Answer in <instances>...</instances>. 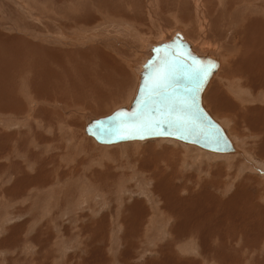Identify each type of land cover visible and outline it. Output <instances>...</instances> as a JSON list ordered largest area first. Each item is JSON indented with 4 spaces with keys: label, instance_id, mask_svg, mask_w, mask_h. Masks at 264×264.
<instances>
[{
    "label": "rangeland",
    "instance_id": "374dc122",
    "mask_svg": "<svg viewBox=\"0 0 264 264\" xmlns=\"http://www.w3.org/2000/svg\"><path fill=\"white\" fill-rule=\"evenodd\" d=\"M198 1L0 0V264H264V135L255 128V118L264 116L257 108L264 87L256 90L261 74L257 80L253 76L255 65L264 62L250 60L248 47L262 61L264 51L245 40L248 33L264 30V17L252 10L239 15L257 0H223V5L204 0L203 6L210 3L213 10L221 5L222 14L230 16L226 26L237 19L223 42L224 18L212 11L217 22L205 25ZM111 17L138 25L149 44L170 37L166 30L174 26L193 43L186 23H192L196 37L217 31L220 47L206 50L214 51L221 67L203 105L227 131L236 153H212L172 138L106 146L84 133L85 112L112 114L130 103L139 83L134 67L144 55L138 44L126 42L138 48L125 49L128 62L114 52L102 57L107 67L128 70L125 82L127 76L133 82L126 83L125 92H133L131 97L116 90L118 77L100 57L99 46L107 44L103 39L108 36L93 29ZM82 30L88 34H79ZM232 58L249 72L239 76ZM225 66L231 74L223 72ZM222 73L229 78L220 82L217 107L207 94ZM27 89L34 100L23 94ZM41 93L49 100L41 99ZM236 96L258 101L246 102L240 110L234 106ZM185 245L191 247L189 253Z\"/></svg>",
    "mask_w": 264,
    "mask_h": 264
},
{
    "label": "water",
    "instance_id": "95a60500",
    "mask_svg": "<svg viewBox=\"0 0 264 264\" xmlns=\"http://www.w3.org/2000/svg\"><path fill=\"white\" fill-rule=\"evenodd\" d=\"M219 67V59L199 54L177 31L170 40L152 46L131 106L92 119L87 135L103 145L172 138L214 153H233L224 127L202 99Z\"/></svg>",
    "mask_w": 264,
    "mask_h": 264
},
{
    "label": "bare ground",
    "instance_id": "6f19581e",
    "mask_svg": "<svg viewBox=\"0 0 264 264\" xmlns=\"http://www.w3.org/2000/svg\"><path fill=\"white\" fill-rule=\"evenodd\" d=\"M203 1L204 0H199L198 1V3H197V8L198 9H201V14H202V18H203V22L202 23H204V22H209V23H212V22H217V20L214 18V17H211L212 16V11H216V12H218L219 14H221V17H223L224 18V27H225V29H224V32H223V35L225 36V38H224V40H223V42H226V41H228V39H229V36H230V33H231V31L233 30V28H232V25H234L235 26V22H234V20H236L237 21V19H234L233 20V22H232V25H230L231 26V28H230V26H226V24H228V20H229V18H230V16H227V14H222L223 12H222V8H221V5H223V0H220L221 2H219V4H221L220 5V8H219V10H213V9H210V3H209V6L208 7H205V6H203ZM255 1V0H254ZM185 2V1H184ZM207 2V1H206ZM187 5V4H186ZM185 5V6H186ZM195 5H196V3H195ZM176 6V5H175ZM243 6V5H242ZM242 6H241V8H242ZM247 7H246V9L244 10V8H243V11H241L242 13L241 14H239L240 16H242L243 17V14L245 13V11H250V10H252L253 12L252 13H255L256 12V14L258 13V14H261L260 16H262V17H264V1L263 0H257V1H255V3H248L247 5H246ZM158 7V6H157ZM215 7V6H214ZM244 7V6H243ZM149 8H151V7H149ZM148 8V9H149ZM156 8V7H155ZM181 8V7H180ZM224 8V7H223ZM240 8V9H241ZM153 9V8H152ZM157 10H158V8H157ZM182 10V9H181ZM263 11V13H262V11ZM223 11H224V9H223ZM150 12V11H149ZM155 12V11H154ZM187 12V11H186ZM158 13V12H157ZM196 13H198L197 12V10H196ZM195 13V14H196ZM200 13V12H199ZM211 13V14H210ZM229 13V15H231L232 14V12H228ZM144 14V13H143ZM153 14V13H152ZM189 14H191V13H189ZM194 14V15H195ZM258 14L257 15H255V16H258ZM107 15V14H106ZM151 15V14H150ZM246 15V14H245ZM248 15V14H247ZM164 16V15H163ZM162 16V17H163ZM197 16H200V15H197ZM126 17V16H125ZM149 17V16H148ZM191 17V16H190ZM195 17H196V15H195ZM108 18V17H107ZM128 18H130L131 19V16L129 17L128 16ZM152 18V17H151ZM161 18V17H160ZM159 18V19H160ZM201 18V17H200ZM199 18V19H200ZM222 18V19H223ZM106 19V18H105ZM120 19V21H122L121 20V17L119 18ZM119 19H118V21H116L117 19H115V20H113L112 19V17H111V19L109 18L108 20H102V23H98V25H96L97 27H95V29H93L94 30V32H95V34H98V33H101L102 35H101V37H104L105 35L106 36H108V38H107V40H105V39H103L104 41H106L107 42V44H100V46H99V48L101 47L102 48V55L100 56L101 57V59H103L106 55H104V52H107V53H109V54H111L110 52H114V55L115 56H117V57H119V58H121L122 60H124V61H126V62H128V61H130L129 59H127L126 58V56L129 54V53H125V49L127 48V49H138V48H136V47H134L133 45H131L130 47L127 45V41L129 40L130 42H132V43H136V44H138L139 45V47L140 48H143L142 49V53H143V57L141 58V60H140V62H139V64L137 65V66H135L134 68H135V72H136V74L138 75V77H139V83H140V73H141V67H142V65H143V63L145 62V60L147 59V57L150 55V51H151V48H152V46L153 45H157V44H160V43H162V42H165V41H167V40H170L174 35H175V33L177 32V29L175 28V27H177V26H174V27H172V28H167V30H166V32L168 31V30H171V35H170V37H167V38H165L164 40H162V41H158L156 44H149L148 43V36H144V34L140 31V33H139V30L138 29H136L137 28V26L138 25H136V24H133V22L131 23L130 22V24H132V25H129L128 24V22H125V20H123L122 22H119ZM124 19V18H123ZM126 19V18H125ZM143 19V18H142ZM149 19V18H148ZM147 19V20H148ZM185 19V18H184ZM194 19H196V18H194ZM221 19V20H222ZM127 20H129V19H127ZM132 20V19H131ZM156 20V19H155ZM165 20H167V19H165ZM180 20V19H179ZM178 20V21H179ZM255 20V19H254ZM257 20V19H256ZM260 20H261V18H260ZM93 21V20H92ZM107 22L106 24H104V22ZM149 21V20H148ZM151 21H153L152 19H151ZM158 21V20H157ZM194 21V20H193ZM262 21L263 20H261V21H258V22H260V23H262ZM91 22V21H90ZM90 22H88V23H90ZM117 22V23H116ZM155 22V21H154ZM166 22V21H165ZM171 22V21H170ZM177 22V21H176ZM181 22V21H180ZM180 22H178L179 24H180ZM191 22V21H190ZM196 22V21H195ZM194 22V23H195ZM231 22V21H230ZM229 22V23H230ZM93 23H94V21H93ZM150 23V22H149ZM197 23V22H196ZM195 23V24H196ZM209 23H204L205 25H207V24H209ZM226 23V24H225ZM252 23H257V22H255V21H252ZM188 26H189V29L188 28H186L185 29V31L186 32H189V33H186V35H190V37H192V36H194V37H192L193 38V43H195V45L196 46H198L200 49L202 48L203 50H199V49H197V48H195V45L190 41V40H188L186 37V39L189 41V42H191L192 43V45H193V47L195 48V50L199 53V54H201V55H211L213 58H215V59H219L217 56H215L214 55V53H212L210 50H206V49H209V48H213V47H220V46H218L217 45V43L218 42H216V36H215V33H217V31H214V29H210V30H212L211 32H210V34H209V32H208V30L204 33V35H203V37H196L192 32H191V30L193 29L192 27L190 28V26H193L192 25V23L189 25L188 23H186ZM194 24V25H195ZM231 24V23H230ZM258 24V23H257ZM264 24V23H263ZM165 25H166V23H165ZM178 25V24H177ZM162 26V25H161ZM160 26V27H161ZM167 26V25H166ZM197 26V25H196ZM199 26H201V25H199ZM198 26V27H199ZM250 27L252 26V24H250L249 25ZM139 27V26H138ZM154 27V26H153ZM155 28V27H154ZM164 28V27H163ZM175 28V29H174ZM197 28V27H196ZM164 29H166V28H164ZM254 29V28H253ZM258 29V28H257ZM89 30H91V29H89ZM93 30H91V32H93ZM146 30V29H145ZM247 30V29H246ZM79 31V30H78ZM83 31V30H82ZM162 31V30H161ZM202 31V29L200 28V32ZM223 31V30H222ZM86 32V31H85ZM153 32V31H152ZM181 32V31H180ZM113 33H115L114 35H112ZM142 33V34H141ZM222 33V32H221ZM79 34H82V35H84V34H88L87 32L86 33H84V31L82 32V33H79ZM160 34H161V32H160ZM184 34V33H183ZM129 35H132L134 38L133 39H131V37H129ZM246 35V34H245ZM257 35H259V37H257ZM105 36V37H106ZM162 35H160L159 37H161ZM184 36H185V34H184ZM117 37H119V38H117ZM189 37V36H188ZM196 37V38H195ZM51 38H53V37H51ZM50 38V39H51ZM113 38L114 39H116V42L115 43H113V42H111V40H113ZM191 38V39H192ZM202 38H204L205 40H206V38H207V40L205 41V42H201L200 44H199V41H201V39ZM195 39V40H194ZM52 40V39H51ZM245 40H246V42L249 44V45H251V46H253V47H258L259 46V49H261L262 51H264V30L262 31L260 28L258 29V31L257 32H251L250 34L248 33V35L247 36H245ZM99 41V40H98ZM108 41H110V42H108ZM195 41V42H194ZM8 43V42H7ZM204 43V44H203ZM11 44V43H10ZM203 44V45H202ZM123 45L125 46L124 48H123ZM261 47V48H260ZM50 48H52V47H50ZM42 49V48H41ZM45 49V48H44ZM98 49V48H97ZM54 50V49H53ZM261 50H259V52L261 51ZM99 51V50H98ZM213 51V50H212ZM63 52V51H62ZM101 52V51H100ZM214 52V51H213ZM96 53V52H95ZM254 53V54H253ZM84 55V54H83ZM84 56H86V55H84ZM96 56V55H95ZM99 56V55H98ZM248 56H249V59L250 60H252L253 58L256 60V61H259V62H264V57H263V61H262V59H261V57H259L258 55H257V53H255V52H253V48L252 47H248ZM30 57V56H29ZM103 57V58H102ZM58 58V57H57ZM130 58V57H129ZM235 58V57H234ZM234 58H232V61L231 62H233V61H236V59L235 60H233ZM237 58V60H239V57H236ZM60 59V58H59ZM82 59V58H81ZM58 60V59H57ZM86 60H87V58H86ZM105 60L106 59H103L102 61H103V63H104V65L106 66V68L108 69V71H109V69H111L112 71H114L113 73H115L116 74V78L115 79H117V77H118V79H117V81L115 80V82H113V85L116 87V90L117 91H119V92H125V87H126V83H130L131 84V82H133L130 78H129V76H127V78L129 79H127L126 78V82H125V76L127 75V69H123V68H119V67H114L113 65H110V66H108L107 67V62H105ZM85 61V60H84ZM220 61V60H219ZM58 62V61H57ZM237 62V61H236ZM236 62H233V63H231L232 65H234V63H235V72L237 73L238 72V74H239V76L241 75V74H245V73H248L249 71H243L242 70V68L241 69H239L238 68V65H237V63ZM58 63H60V62H58ZM131 63V62H130ZM133 63V62H132ZM20 64V63H19ZM56 64V63H55ZM55 64H54V66H55ZM221 64V63H220ZM57 65V64H56ZM227 65V64H226ZM59 66V65H58ZM133 66H134V64H133ZM233 66V67H234ZM60 67V66H59ZM221 67V66H220ZM219 67V68H220ZM226 68L223 70V72L224 71H229V73L231 74L232 73V70H231V68H230V70H229V67L228 66H225ZM232 67V66H231ZM30 68V67H29ZM52 68V67H51ZM65 69V68H64ZM107 69H105V71L107 70ZM49 70V69H48ZM239 70V71H238ZM255 70L257 71V72H255V71H253V76H254V79L255 80H257V78L259 77V75H258V73L259 74H261V79H262V84H256L255 85V89L257 90V89H260V88H262V87H264V76H263V74H264V66L263 67H261L260 66V68L259 67H257L256 65H255ZM20 71V70H19ZM23 71V70H22ZM30 71V70H29ZM61 71H65V70H62L61 69ZM61 71H60V73H61ZM101 71H104V70H101ZM218 71H219V69H218ZM218 71L213 75V77L218 73ZM222 71V70H221ZM227 71V72H228ZM59 72V71H58ZM2 73V72H1ZM19 73V72H18ZM67 73V72H66ZM221 73V72H220ZM227 74V75H230V74ZM64 74V73H63ZM66 75V74H65ZM112 75V74H111ZM128 75H129V72H128ZM237 75V74H236ZM3 76V75H2ZM59 76V75H58ZM67 76V75H66ZM71 76V75H70ZM87 76V75H86ZM94 76V75H93ZM234 76V75H233ZM27 77V76H26ZM29 77V76H28ZM76 77V76H75ZM213 77H212V79H213ZM62 78V77H61ZM228 78H229V76L228 77H226V75L224 74V73H222L221 75H220V77H218L217 79H216V81H215V83L212 85V87L210 88V90H209V93L207 94L208 95V100H212V102H214V105L215 104H217L216 106L218 107V105L221 103H215V98L219 95V88H220V85H221V83L220 82H226V81H223V80H228ZM3 79H4V77H3ZM6 79V78H5ZM4 79V80H5ZM7 79H9V78H7ZM47 79V78H46ZM88 79H90V78H88ZM102 79V78H101ZM100 79V80H101ZM211 79V80H212ZM4 80H2V82H5ZM49 80V79H48ZM54 80H55V78H54ZM211 80H210V82H211ZM7 81V80H6ZM15 81H16V79H15ZM47 81V80H46ZM71 81V80H70ZM74 81V80H73ZM77 81V80H76ZM95 81V80H94ZM131 81V82H130ZM1 82V81H0ZM11 82V81H10ZM28 82V81H27ZM89 82H91V81H89ZM210 82L208 83V85H207V87H206V89L208 88V86H209V84H210ZM245 82H246V80H245ZM254 82L255 81H252L251 82V84L250 85H253L254 84ZM6 83V82H5ZM45 83V82H44ZM68 83V82H67ZM106 83H108V82H106ZM111 83V82H110ZM139 83H138V86H137V88H136V90H135V93H134V97H133V99L130 101V103L129 104H126V105H123L122 107H127V108H129L130 106H131V104H132V102H133V100H134V98H135V96H136V93H137V90H138V87H139ZM247 83V82H246ZM257 83V82H256ZM1 84V83H0ZM24 84V83H23ZM50 84H51V82H50ZM49 84V85H50ZM91 84H92V82H91ZM112 84V83H111ZM226 84V83H225ZM232 84V86H234V84H233V82L231 83ZM5 85H7V84H5ZM14 85V84H13ZM42 85H43V83H42ZM107 85V84H106ZM108 85H110V84H108ZM129 85V84H128ZM244 85H245V83H244ZM1 86H3L4 87V83H3V85L1 84ZM12 86V85H11ZM44 86V85H43ZM130 86V85H129ZM65 87V86H64ZM114 87V88H115ZM227 87V86H226ZM228 87H229V83H228ZM227 87V88H228ZM72 88H73V86H72ZM229 88H231V86L229 87ZM233 88V87H232ZM206 89H205V91H206ZM264 88H262V90H263ZM2 90V89H1ZM23 90V89H22ZM44 90V89H43ZM229 90V89H228ZM21 91V90H20ZM30 91V90H29ZM53 91H55L54 89H53ZM52 91V92H53ZM205 91H204V93H203V96H202V99H203V97H204V94H205ZM232 91H233V89H232ZM13 92H15V91H13ZM19 92V91H18ZM32 92V91H31ZM67 92V91H66ZM130 92V91H129ZM12 93V92H11ZM25 93H27V94H29V92H28V89H27V92H23V94H25ZM42 93H44V92H42ZM41 93V99H43V100H49L48 99V97H47V95H45V94H42ZM71 93V92H70ZM125 93H127V92H125ZM133 93V92H132ZM132 93H130V94H128V96H130L131 97V95H132ZM242 93V92H241ZM22 94V93H21ZM30 95V101H32V100H34L33 99V97H32V94L30 93L29 94ZM70 95H72V94H70ZM74 95V94H73ZM72 95V96H73ZM116 95V94H115ZM243 95H244V92H243ZM75 96V95H74ZM73 96V97H74ZM120 96H122V95H120ZM119 96V97H120ZM85 97V96H84ZM246 97V96H245ZM28 98V97H27ZM40 98V97H39ZM98 98V97H97ZM104 98V97H103ZM235 98H237L238 99V102L239 103H235V105L234 106H236V107H238L240 110H243L242 108H244V107H242V106H244L245 104H246V102H255V101H258V100H247V101H245L246 100V98H244V96H236ZM260 98V97H259ZM26 99V98H25ZM38 99V98H37ZM78 99V98H77ZM99 99H101V93H100V98ZM118 99V98H117ZM116 99V100H117ZM120 99V98H119ZM5 100V99H4ZM107 100V99H106ZM12 101H13V99H12ZM242 101H245V102H242ZM104 102V101H103ZM118 102V101H117ZM31 103V102H30ZM106 103V102H105ZM112 103V102H111ZM222 103H224V102H222ZM257 103V102H256ZM259 103V102H258ZM260 103L263 105L264 104V101H260ZM259 103V104H260ZM10 104V103H9ZM17 104V103H16ZM92 104V103H91ZM260 104V105H261ZM102 105V104H101ZM249 105V104H248ZM260 105H258V107L257 108H259V109H261L262 111L264 110L263 108H260L261 106ZM1 106V105H0ZM215 106V107H216ZM81 107V106H80ZM113 107V106H112ZM122 107H119V108H122ZM221 107V106H220ZM263 107V106H262ZM77 108H79V107H77ZM85 108V107H84ZM84 108H82L81 110L82 111H84ZM119 108H117V109H119ZM231 108V107H230ZM229 108V109H230ZM247 108V107H246ZM116 109V110H117ZM221 109V108H220ZM222 109H225L224 107H222ZM73 110H75V109H73ZM80 110V111H81ZM219 110V109H218ZM232 110V109H231ZM79 111V110H78ZM235 111H236V109H235ZM238 111V110H237ZM244 111H246L245 109H244ZM100 112V111H99ZM114 112V111H113ZM226 112V111H225ZM240 112H242V111H240ZM252 112H256V107L253 109V110H251V114L253 115V113ZM72 113H74L75 115L76 114H78L77 113V111L75 110V111H73ZM263 113H264V111H263ZM23 114V113H22ZM83 115V114H82ZM102 115V114H101ZM65 116V115H64ZM94 115H92V114H90L88 111L87 112H85V114H84V118H85V122H86V125H87V123L89 122V121H91L92 119H99V118H103V117H93ZM109 116V115H108ZM247 116H249V114L247 115ZM260 116H262L261 114H259L258 116H257V119L255 118V123L257 122V127H256V125H255V128L258 130L257 131V133H259V134H262V135H264L263 134V132H264V116L263 117H260ZM5 117V116H4ZM3 117V118H4ZM18 117H20V116H18ZM46 117V116H45ZM106 117V116H105ZM258 117H260V118H258ZM5 119V118H4ZM11 119H14L13 117H10V120ZM2 120V119H1ZM6 121H7V119H6ZM43 123V122H42ZM45 123V122H44ZM43 123V124H44ZM71 124V123H70ZM26 125V124H25ZM40 125V124H39ZM42 125V124H41ZM59 125V124H58ZM85 125V124H84ZM6 126V125H5ZM74 126V125H73ZM79 126V125H78ZM70 127V126H69ZM22 128V127H21ZM43 128V127H42ZM68 128V127H67ZM73 129V128H72ZM71 129V130H72ZM77 129V128H76ZM83 129V128H82ZM225 130V129H224ZM226 131V130H225ZM256 131V130H255ZM52 133V132H51ZM84 133H86V128H85V132ZM226 133H227V131H226ZM86 135H87V133H86ZM227 135H228V133H227ZM261 135V136H262ZM32 137V136H31ZM228 137L230 138V136L228 135ZM83 138V137H82ZM84 139V138H83ZM173 140V139H172ZM230 140L232 141V139L230 138ZM174 141H176V140H174ZM42 142V141H41ZM85 144H86V142H84ZM89 144H90V142H88ZM92 143H93V141H92ZM183 143V142H182ZM232 143H233V141H232ZM123 144H125V143H123ZM186 144V143H185ZM100 145H103V144H100ZM118 145H122V144H118ZM190 145V144H189ZM233 145H234V143H233ZM92 146V145H91ZM106 146H109V145H106ZM111 146H113V145H111ZM197 147H199V146H197ZM97 148H98V146H97ZM104 148V147H103ZM123 148V147H122ZM200 148V147H199ZM234 148H235V151L233 152V153H236V151H237V149H236V147H235V145H234ZM202 149V148H201ZM203 150H205V149H203ZM207 151V150H206ZM86 152V151H85ZM123 152V151H122ZM210 152V151H209ZM212 153H214V152H212ZM233 153H217V154H233ZM150 155V154H149ZM152 157H153V154L151 155ZM11 157V156H10ZM220 158H222V157H220ZM92 159H94V158H92ZM170 159V158H169ZM157 160V159H156ZM230 163V162H229ZM96 180V179H95ZM98 180V179H97ZM97 180H96V182L95 183H97ZM174 180V179H173ZM216 182V181H215ZM94 183V184H95ZM89 186V185H88ZM97 186H99V185H97ZM90 188L92 189V187L90 186ZM95 189V188H94ZM97 189V188H96ZM108 189V188H107ZM76 190V189H75ZM83 190V189H82ZM100 190V189H99ZM79 191V190H78ZM116 191H118V190H116ZM120 191V190H119ZM124 192V191H123ZM167 192V191H166ZM79 193V192H78ZM94 193V192H93ZM97 193V192H96ZM108 193V192H107ZM148 193V192H147ZM81 194V193H80ZM245 194H247V193H245ZM97 195H99V194H97ZM102 195V194H101ZM100 196V195H99ZM212 196V195H211ZM92 197V196H91ZM96 197V196H95ZM103 197V196H102ZM102 197H100L101 199H102ZM116 197V196H115ZM149 197V196H148ZM105 198V197H104ZM98 199V198H97ZM118 199V198H117ZM151 199V198H150ZM85 201V200H84ZM88 201V200H87ZM96 201V200H95ZM98 206H101V205H99V204H97ZM103 205V204H102ZM153 206H154V204H153ZM233 206H235V205H233ZM259 206V205H258ZM77 207V206H76ZM67 208V207H66ZM183 209H185L184 207H183ZM210 209V208H209ZM2 210V209H1ZM144 211V210H143ZM182 211V210H181ZM184 211V210H183ZM189 211V210H188ZM193 211V210H192ZM211 211H212V209H210V211H209V213H211ZM263 212H264V210H263ZM204 213V212H203ZM208 212H207V215L209 216V217H211V215L212 214H209ZM142 215V214H141ZM195 215V214H194ZM174 216V215H173ZM206 216V215H205ZM176 217V216H175ZM189 217H190V214H189ZM146 218V217H145ZM196 221V220H195ZM207 221V220H206ZM210 221H211V219H210ZM210 221H209V223H210ZM149 222V221H148ZM185 222V221H184ZM193 222V221H192ZM237 222V221H236ZM154 223V222H153ZM152 223V224H153ZM186 223V222H185ZM201 223H203V222H201ZM187 224V223H186ZM147 225V224H146ZM150 225V224H149ZM195 225V224H194ZM222 225V224H221ZM151 227V226H150ZM154 229V228H153ZM188 229H191V228H189L188 227V225H187V231L186 232H188L189 233V230ZM196 229V228H195ZM194 229V230H195ZM147 230V229H146ZM197 230V229H196ZM201 230V229H200ZM185 231V230H184ZM198 231H199V228H198ZM201 232H199V234H200ZM72 234V233H71ZM181 234H182V232H181ZM197 234V233H196ZM208 236V235H207ZM193 238V237H192ZM192 238H190L191 240H192ZM199 239H201V237H198ZM227 238V237H226ZM144 239V238H143ZM175 239V238H174ZM235 239V238H234ZM146 240V239H145ZM185 240V239H184ZM196 240V239H195ZM203 241V240H202ZM177 242V241H176ZM175 242V243H176ZM198 242H199V240H198ZM206 242V241H205ZM171 243V242H170ZM177 244V243H176ZM182 244V243H181ZM186 244V243H185ZM198 245H200V244H198ZM182 246V245H181ZM180 248V247H179ZM184 248V251H186V253L188 252V251H190L189 249H191V247H188V245H185V247H183ZM197 249H199V248H197ZM161 252V251H160ZM196 252V251H195ZM189 253V252H188ZM198 253V252H197ZM163 254V253H162ZM164 256V255H163ZM195 258V257H194ZM64 259V258H63ZM199 263V262H198Z\"/></svg>",
    "mask_w": 264,
    "mask_h": 264
},
{
    "label": "crops",
    "instance_id": "0c3cea01",
    "mask_svg": "<svg viewBox=\"0 0 264 264\" xmlns=\"http://www.w3.org/2000/svg\"><path fill=\"white\" fill-rule=\"evenodd\" d=\"M194 45H195V44H194ZM195 48H197V49H198L199 47L195 45ZM210 51H211L212 53H214L212 50H210Z\"/></svg>",
    "mask_w": 264,
    "mask_h": 264
}]
</instances>
